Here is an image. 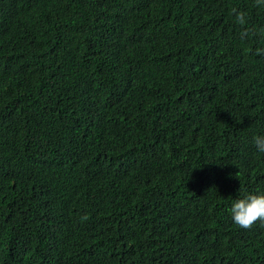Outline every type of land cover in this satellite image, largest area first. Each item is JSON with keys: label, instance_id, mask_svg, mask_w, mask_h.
<instances>
[{"label": "trees", "instance_id": "1", "mask_svg": "<svg viewBox=\"0 0 264 264\" xmlns=\"http://www.w3.org/2000/svg\"><path fill=\"white\" fill-rule=\"evenodd\" d=\"M256 134L264 0H0V264H264Z\"/></svg>", "mask_w": 264, "mask_h": 264}, {"label": "clouds", "instance_id": "2", "mask_svg": "<svg viewBox=\"0 0 264 264\" xmlns=\"http://www.w3.org/2000/svg\"><path fill=\"white\" fill-rule=\"evenodd\" d=\"M252 143L257 152L264 154V134L254 135ZM228 211L233 223L240 227L247 228L257 219L264 221V191L246 192L238 196Z\"/></svg>", "mask_w": 264, "mask_h": 264}]
</instances>
